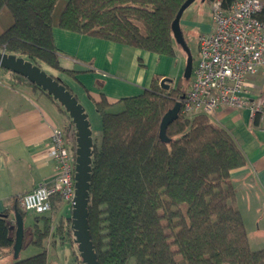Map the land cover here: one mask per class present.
Wrapping results in <instances>:
<instances>
[{"label": "trees", "instance_id": "1", "mask_svg": "<svg viewBox=\"0 0 264 264\" xmlns=\"http://www.w3.org/2000/svg\"><path fill=\"white\" fill-rule=\"evenodd\" d=\"M59 1L0 0V14L7 9L13 19L0 32V52L75 79L74 71L60 63L53 37L57 24L66 31L176 56L172 23L186 0H68L55 21ZM235 1L221 4L229 9ZM259 18L264 20V7ZM1 71L12 76L11 86L29 87L57 104L70 121L72 128L64 130L76 149L75 127L64 108L26 78ZM51 76L73 93L63 79ZM183 79L191 86L192 78ZM183 79L169 89L155 79L142 94L120 100L119 112L108 110L113 104L105 97L95 102L102 133L100 142L93 138L88 223L100 264H264V248H251L236 203L231 174L247 160L230 132L209 115L180 112L167 128L169 141L160 138L164 115L188 93ZM63 205L59 197L52 201L53 210ZM12 209L24 221L19 199ZM8 215H0V248L13 251L15 231H10ZM35 219L28 244L40 251L17 257L13 264H49L46 243L53 219ZM71 224L70 216L57 233L74 242ZM75 256L83 264L78 250Z\"/></svg>", "mask_w": 264, "mask_h": 264}, {"label": "crops", "instance_id": "2", "mask_svg": "<svg viewBox=\"0 0 264 264\" xmlns=\"http://www.w3.org/2000/svg\"><path fill=\"white\" fill-rule=\"evenodd\" d=\"M207 30L211 32L213 26ZM53 37L61 51V66L75 73V79L64 75V82L85 110H91L96 119L100 116H97L95 102L101 97L113 104L108 110L114 112L112 110L115 108L123 109L120 100L142 94L155 79L159 78V82L164 78L172 79L170 86L175 87L184 76L187 55L177 49V45L176 56L169 57L66 31L57 24L53 28ZM247 83L253 100L263 96L264 66L248 77ZM11 85L0 84V215L8 212L9 222L15 225L14 200L40 184L49 185L57 179L58 164L48 156L53 129L70 128L71 124L57 104L47 96ZM211 118L219 127L230 132L246 157V165L233 170L231 177L250 246L262 249L264 128L259 121L252 119L248 109L222 106ZM24 212L25 246L18 256L20 259L40 251L28 244L31 239L29 230L35 225L37 215ZM71 212L72 208L64 204L44 214L53 219L52 234L46 243L49 264H78L72 240L57 233L58 226H66ZM14 261L12 249L0 248V264H13Z\"/></svg>", "mask_w": 264, "mask_h": 264}, {"label": "built area", "instance_id": "3", "mask_svg": "<svg viewBox=\"0 0 264 264\" xmlns=\"http://www.w3.org/2000/svg\"><path fill=\"white\" fill-rule=\"evenodd\" d=\"M211 5L214 27L198 39L191 86L180 101V112L186 117H213L222 106L248 109L264 128V95L253 100L247 83L264 66V20L259 18L264 0H236L229 9L221 0ZM71 136L62 128L53 129L48 156L57 162L59 175L52 184H40L20 197L24 211L50 213L56 197L72 208L76 149Z\"/></svg>", "mask_w": 264, "mask_h": 264}, {"label": "water", "instance_id": "4", "mask_svg": "<svg viewBox=\"0 0 264 264\" xmlns=\"http://www.w3.org/2000/svg\"><path fill=\"white\" fill-rule=\"evenodd\" d=\"M197 0H186L179 9L173 23L172 31L176 45L180 46L187 55L184 77L192 78L194 60L190 48L187 45L181 29V19L184 12ZM0 69L9 71L26 78L30 83L42 88L48 95L52 96L69 115L76 131V167H75V198L72 204L71 227L73 229L74 242L80 254L83 264H100L91 240L88 223V202L91 181V156L93 149V136L91 124L85 108L78 98L71 93L66 86L45 72L40 66L25 60L23 57L0 52ZM173 83L172 79L164 78L161 86L169 89ZM181 102L169 110L163 117L160 125V138L168 142V126L179 117ZM16 224L10 226L15 230V244L13 247L14 257L20 254L25 244V227L21 215L16 212Z\"/></svg>", "mask_w": 264, "mask_h": 264}, {"label": "rangeland", "instance_id": "5", "mask_svg": "<svg viewBox=\"0 0 264 264\" xmlns=\"http://www.w3.org/2000/svg\"><path fill=\"white\" fill-rule=\"evenodd\" d=\"M68 0H60L55 8L53 18L55 21L58 20L66 2ZM211 2L208 0H197L195 1L185 12L183 19H182V25H183V33L184 37L186 39L187 45L190 48V51L193 56L194 64L197 61V46H198V39L201 35L209 33L207 29H210L212 26L214 27V23L212 20V10H211ZM13 22V19L8 12L7 9H4L1 14H0V32H3L6 30ZM177 49L181 50L184 52V50L177 45ZM44 71L47 72L50 75H57L64 81L66 80V77L62 74L57 73L56 71L52 70L49 67L44 66ZM185 78L184 76L181 77V79ZM0 80H1V85L3 83L7 84H13V78L10 74L6 72H0ZM68 81V80H67ZM68 83V82H67ZM188 81L183 79V84L185 87V93L188 92V89L190 85L188 86ZM17 87H22V88H28L25 86H19L15 85ZM31 90V89H30ZM84 107V106H83ZM89 109V108H88ZM121 108H115L114 112H119L121 111ZM91 110H86V113L88 114L89 121L91 124V130H92V136L94 139H97L100 142L101 139V131H102V123L101 119H96L95 115L90 112ZM96 114V113H95ZM90 115V116H89ZM97 116H99L97 114ZM99 120V121H98ZM66 213L64 212L63 215ZM69 214V213H68ZM72 246L74 247L73 249L76 251L77 250V245L75 242H73ZM253 247H255L253 245ZM78 261V260H77Z\"/></svg>", "mask_w": 264, "mask_h": 264}]
</instances>
